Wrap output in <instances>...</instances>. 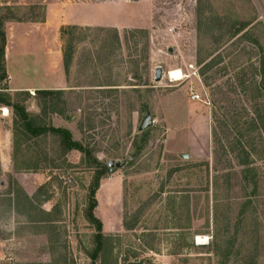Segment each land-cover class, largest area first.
Wrapping results in <instances>:
<instances>
[{
    "label": "rangeland",
    "instance_id": "1",
    "mask_svg": "<svg viewBox=\"0 0 264 264\" xmlns=\"http://www.w3.org/2000/svg\"><path fill=\"white\" fill-rule=\"evenodd\" d=\"M0 16L16 20L0 96L97 162L74 151L64 163L49 133L17 135L15 163L22 123L0 105V264H264V0H0ZM25 85L62 91L56 113L39 89L11 91ZM147 112L153 126L139 132ZM102 168L98 240L86 211Z\"/></svg>",
    "mask_w": 264,
    "mask_h": 264
},
{
    "label": "trees",
    "instance_id": "2",
    "mask_svg": "<svg viewBox=\"0 0 264 264\" xmlns=\"http://www.w3.org/2000/svg\"><path fill=\"white\" fill-rule=\"evenodd\" d=\"M8 21H16L14 20V18H6V17H1L0 16V82L4 81L7 78V71H6V65H5V54H6V46H7V37H6V32L4 29V25L6 22ZM76 27H68L65 31L68 32V34L73 35V31L76 30ZM68 51L69 53H66V50L64 52V64H65V69L69 70L70 67V63H71V56H72V46L71 44L67 45ZM62 91H54V90H38L36 92V96L38 97V99H41V101H45V105L49 103L50 108L53 109L52 111L56 113L55 108H54V104H55V100L58 98L57 96L60 95L59 93ZM0 105L6 106V107H12L14 110V115H15V126H18V121H20L22 123L21 126V132L19 130H17V134L16 132H14V152H15V163H16V154L18 155V153H21L22 151V147L24 144L17 141L16 140V136L20 135L21 138L23 139V141L25 140L26 143L30 142L33 139H38L46 134H53V135H58L60 136V143H59V149L61 152L62 159L65 160L67 155L72 152V151H78L81 154H83L89 161H93L94 163H97L96 160H94L91 156V152L85 148L82 144H80L79 142L74 141L72 134L70 131L65 130V129H57L54 127H42L37 125L36 123H34V119L31 118L29 112L26 110V108L24 106H22L21 104H14L11 105L9 103V101L7 99H5L4 97L0 96ZM256 114V110L255 112H253ZM258 118L259 116H257L256 118H252L251 119V123L252 125H256V122H258ZM241 153L243 155V158H240L239 155H236V159H238L239 157V162L237 163L238 167L243 168V181L245 183V186L247 185H253L254 189L257 190L259 187V183L257 181V179H255V177L251 178V173L253 172L252 166L255 164V162H253V160H251L253 152L246 149H243V147L241 148ZM240 153V154H241ZM214 158L216 159V155L214 152ZM64 163H67V160L64 161ZM18 167V166H17ZM37 166H32L30 164H23V166L18 167V169H23V170H31V169H36ZM51 167H55V166H51ZM105 174V169L102 168L100 173H98V176L95 179L94 184L91 186L90 188V192H89V206L87 208L86 211V219L96 227V230L98 232V240L102 239L103 234H102V230H103V224L102 222L97 219V217L95 216V210L97 208V199H96V194L97 191L99 189V185H100V180L103 177V175ZM229 176H231L230 174L226 175L225 177L230 178ZM213 245L215 246V250L214 252L216 253V256L221 255L220 252V247L218 246V244H216L215 242L213 243ZM101 246L98 245L96 253L92 256L93 261L95 262L97 259V252L99 251ZM232 247V244H230V248ZM229 249V247H228ZM232 253L231 251H226V254L229 256ZM94 264V263H93Z\"/></svg>",
    "mask_w": 264,
    "mask_h": 264
},
{
    "label": "water",
    "instance_id": "3",
    "mask_svg": "<svg viewBox=\"0 0 264 264\" xmlns=\"http://www.w3.org/2000/svg\"><path fill=\"white\" fill-rule=\"evenodd\" d=\"M138 1V0H132ZM169 52L172 53L173 49H169ZM163 78V70L158 68L155 72V81L160 82ZM153 126V117L150 112H147L146 116L144 117L143 121L139 126V132H144L150 129ZM183 158H188V155H182ZM123 165L119 161L111 160L108 163V167L110 169L111 174H114L117 169H120Z\"/></svg>",
    "mask_w": 264,
    "mask_h": 264
},
{
    "label": "crops",
    "instance_id": "4",
    "mask_svg": "<svg viewBox=\"0 0 264 264\" xmlns=\"http://www.w3.org/2000/svg\"><path fill=\"white\" fill-rule=\"evenodd\" d=\"M57 83V85L58 86H60V85H62L63 84V81L61 80V81H59V82H56ZM57 86V87H58ZM15 87H17V88H12L11 89V91H25V90H29L30 88H34V89H47L45 86H42V87H39V86H32V87H29V85H25V86H22V87H19V86H15ZM54 88H56V87H54ZM53 88V89H54ZM73 153H74V151H72V152H70L69 154H68V156L70 157V155H73Z\"/></svg>",
    "mask_w": 264,
    "mask_h": 264
},
{
    "label": "bare ground",
    "instance_id": "5",
    "mask_svg": "<svg viewBox=\"0 0 264 264\" xmlns=\"http://www.w3.org/2000/svg\"><path fill=\"white\" fill-rule=\"evenodd\" d=\"M170 79H172L173 81H181L182 79H183V73H182V71L181 70H172L171 72H170ZM7 114L6 115H8L9 114V112L6 110L5 111ZM199 239V241H201L202 240V238H198Z\"/></svg>",
    "mask_w": 264,
    "mask_h": 264
},
{
    "label": "built area",
    "instance_id": "6",
    "mask_svg": "<svg viewBox=\"0 0 264 264\" xmlns=\"http://www.w3.org/2000/svg\"><path fill=\"white\" fill-rule=\"evenodd\" d=\"M191 100L196 101V102H201L202 99H201V96L199 94H193L191 96Z\"/></svg>",
    "mask_w": 264,
    "mask_h": 264
}]
</instances>
